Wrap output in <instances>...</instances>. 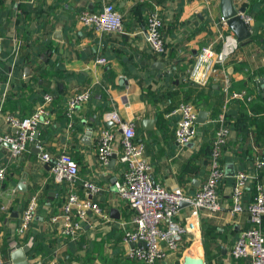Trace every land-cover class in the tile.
<instances>
[{"label": "crops", "instance_id": "obj_1", "mask_svg": "<svg viewBox=\"0 0 264 264\" xmlns=\"http://www.w3.org/2000/svg\"><path fill=\"white\" fill-rule=\"evenodd\" d=\"M260 1L234 0V3L237 9L245 8L249 14ZM146 2L152 3L161 14L167 49L165 56L157 54L147 41L149 12ZM107 3L114 4L122 14L123 33H102L78 21L84 10L99 13ZM221 17L220 0H0V75L7 77L5 89L13 101L19 95L29 97V94H21L19 89H29L34 76L39 73L51 80L52 89L65 98L85 91L91 93V98L78 107L74 116L80 128L75 127L72 119L64 129L60 114L48 111L45 119L53 122L56 132L48 139L41 138L45 145H40V153H34L31 144L12 161L8 144L2 146L0 167L7 170L13 164V171H7L3 186L0 184V259L12 261L15 245L23 247L32 242L31 250L33 237L25 244L23 240L32 232L39 235L49 252L33 257L28 254L30 263L57 260L60 264H144L129 257L130 247L122 241L124 228L132 227V212L127 217L131 210L114 188V181L122 176L124 165L119 162L116 152L113 165L112 158L107 166L97 160V139L101 129L110 128L106 119L109 112L118 113L126 122H135V139L145 145L153 181L167 189L179 187L186 195L193 196L209 174L207 143L217 128L202 129L209 124L211 112L201 109L208 112L207 123L199 124L196 137L180 148L175 141L180 115L174 113V108L185 101L194 104L202 97L206 99L214 93H225L226 75L231 83L244 82L250 90L241 91L246 94L245 99H231L226 95L220 113L231 123L239 121L240 130L231 129L222 165L225 170L228 164H233L236 174L252 172V163L264 155L262 22L254 19L250 42L240 44L217 77H211L206 85L188 78L202 47L213 44L219 48ZM205 20H209L207 29L202 28ZM254 28H258L257 34ZM99 57L106 58L107 63H96ZM168 64L173 67L172 75H169ZM38 79L37 83L43 84V76ZM257 91L263 99L250 105ZM5 95L0 97V135L14 133L8 118L17 117L1 111ZM247 97L252 100H246ZM44 103L48 106L50 102ZM33 106L36 108L37 105L32 103ZM17 112L22 113L20 109ZM89 129H92V135L87 136ZM111 129L116 135L115 149L118 151L122 131L115 126ZM46 146L53 157L61 153L73 157L79 165L80 185L90 181L100 187V191L90 198L102 208V213L89 211L82 232L75 240L63 234L62 209L69 196L68 190L70 194L72 188L66 182L54 180L51 165L41 159L42 153H48ZM251 155H255L254 161ZM232 179L235 183L236 176ZM234 183H222L219 189L222 209L216 213L202 211L199 233L184 236L179 249L169 254L167 264H185L187 253L203 256L206 264H250L248 259L236 260L231 255L239 233L251 225L247 212H231ZM34 196L38 197L39 208L29 231L20 232L22 213ZM113 211H118L119 218ZM189 211L190 207L183 205L175 220L184 223ZM54 212L56 215L52 216Z\"/></svg>", "mask_w": 264, "mask_h": 264}, {"label": "built area", "instance_id": "obj_2", "mask_svg": "<svg viewBox=\"0 0 264 264\" xmlns=\"http://www.w3.org/2000/svg\"><path fill=\"white\" fill-rule=\"evenodd\" d=\"M244 23L252 29L253 18L246 11L240 13ZM78 21L87 27L102 33H123V16L112 3L103 6L99 13L84 10L78 16ZM219 48L213 44L202 47L196 56L193 67L189 72V80L206 85L211 77H217L219 71L227 61L237 52L240 41L229 29L227 19L220 18ZM163 21L159 9L154 8L147 19V41L153 50L166 55V43L162 34ZM2 52V38L0 37V59ZM96 63L104 65L107 59L99 57ZM225 93L231 99H245L244 92L229 93L230 78L225 76ZM90 91L73 95L68 101V114L71 116L75 108L90 99ZM45 102L52 100L51 95H45ZM251 101V97H247ZM180 115L175 128V141L180 148H184L197 135L198 109L193 103L183 102L174 111ZM48 112L41 106L30 117L19 119L9 117L8 121L14 129L13 134L0 135V151L4 144H9L11 160L15 161L28 150L34 142L33 134L40 122L49 123ZM43 118V121H41ZM106 119L112 121L117 129H121L120 149H115V132L111 128L101 129L97 139V160L102 166H107L116 152L119 162L124 165L122 176L114 182V188L120 198L124 200L131 212L130 228H124L122 241L128 245V255L131 259L144 264H167L170 253L176 252L184 236L199 233L201 229L202 211L216 213L222 209L219 185L225 178V170L221 164V148L226 143L229 130L224 126V115L220 114V123L210 147V170L202 187L193 196L186 195L177 187L167 189L157 184L151 177V165L145 157V145L135 139V122L122 120L116 112L106 114ZM41 150V146H39ZM41 159L51 165V173L56 182H66L71 186V192L63 205L64 217L63 234L73 240L77 239L83 229V221L89 211L102 213V208L92 201L91 196L100 191V187L90 181L79 184V165L67 153L56 157L49 153H42ZM258 161V167L263 166ZM7 170L0 167V183L6 179ZM232 191L233 214L247 212L250 227L242 230L236 238L231 255L236 260L248 259L250 264H264V181L259 180L244 171L238 172ZM257 179V180H256ZM256 180L257 193L254 200L244 207L243 195L248 183ZM182 203L190 207L184 223L175 220L182 208ZM38 206V197H32L22 213L20 232L28 229L32 223ZM56 220V219H55ZM32 246V242L28 244ZM17 247L16 245L14 246ZM0 264H13L12 261ZM31 264H60L57 260H34Z\"/></svg>", "mask_w": 264, "mask_h": 264}, {"label": "trees", "instance_id": "obj_3", "mask_svg": "<svg viewBox=\"0 0 264 264\" xmlns=\"http://www.w3.org/2000/svg\"><path fill=\"white\" fill-rule=\"evenodd\" d=\"M146 5H147L148 12L150 13L154 9L153 8L154 6L152 3H147V2H146ZM256 5H257L256 8H254L253 11H249V14L252 16L253 21L255 19L257 22H260V23L262 22L263 25L261 28H262V30H264V11L262 10L263 0L258 2ZM203 23L204 24H203L202 28L207 29L209 26V20H205ZM162 29H163V26H162ZM257 29L258 28H254V32L256 34H257ZM168 66H169V64H168ZM169 67H170V71H171V73L169 75H172L173 67L171 65ZM41 76H43L44 82H43V84L39 85L37 82L39 81L38 78H40ZM7 83H8L7 77L5 75H3V76L0 75V97L3 94H6L4 96V103H3V106L1 109V111L3 113L9 112V114L11 113V114L17 116L19 119H23V118H26V116H28V117L32 116L34 113H36V111H37L36 108L38 106L42 105V106H44V108L47 112L48 111L50 112L53 110V111L60 114V119H61L60 123L63 124L64 129L68 125L69 121H72V119H74L75 127L80 128V125H78V123H77V118L75 119V117H74L78 111V108H75L74 113L71 116H69V114H68V101H69L70 97L65 98V95H61L58 92H56V90L52 89V81L47 79V77H45L43 74L39 73V74H37V76H34L32 86L29 89H27V90H25L24 88L19 89L21 94H29L28 98H27V95H24V96L19 95L17 97V100L13 101L12 96L11 97L9 96L10 94H9L8 89L7 90L5 89L7 86ZM9 86H11V83H9ZM209 87H210V89H212L211 85H209ZM243 90L250 91L249 88L247 87V84H245L244 82H239V83L232 82L230 85V88H229V93L231 94L233 92H241ZM258 90H260V89H258ZM202 93H203V91H202ZM213 93L214 92H212V94ZM46 94L52 95V100L48 104V106L44 103L45 102L44 96ZM226 95L227 94L223 93V92L222 93H214V96L212 95L211 97H209L211 99H209V98L204 99L202 97V100H198V101L194 102V105L196 106V108L198 110L206 109V110L211 112V120H210L209 124L203 126L202 129L204 128V129L211 130L212 127L213 128L215 127L214 129L218 128L219 123L216 120L218 119L219 114L223 110V107L225 105ZM53 96H55V98H53ZM90 98H91V96H90ZM199 98L201 99V95ZM257 99L258 100L263 99L262 96L260 95V91L255 92L254 100L250 103V105H252L253 102L255 103V100H257ZM185 102H187V101H185ZM32 103L37 105L36 108H34V106L32 107ZM43 104H45V105H43ZM177 107H175L174 110ZM18 109H20V112H22V113H18L17 112ZM26 110L28 111L27 114H25ZM228 117H229V115H228ZM224 126L228 128L229 133H230L232 128H236V130L240 131L238 129L239 128V121H237L235 123H231L229 121V119L226 120V118H225ZM37 131L39 132V140L40 141L38 140V142L40 143V145H42V144L45 145L43 139H41V138H43V136H45V138L48 139L49 137H52L54 135V133L56 132V130L54 129L53 122L45 123L44 121L40 122L38 124ZM214 132L215 131H213L212 139L209 141V143H207L209 146V151L206 153V155H207V159H209V161L211 158L210 157V147H211L212 140L214 139V136H215ZM229 133H228V137H229ZM228 137H227L226 143L221 148V156H220L221 164L223 162L222 157H223L224 148H226V146H228ZM31 144H33V143H31ZM207 144H206V146H207ZM46 151H48V153L50 151L49 147H47V146H46ZM251 158L253 159V161L256 159L255 155H251ZM258 161H261L264 164V155L263 154H261V156L255 160V164H254V162L252 163V172H249V171L248 172L255 177H259V180L264 181V165L261 168H259L258 167ZM7 171L8 172L13 171V164L9 165ZM244 172H246V171H244ZM248 172H246V173H248ZM6 177H7V173H6ZM5 180L2 183H0V184H2V186L5 182ZM256 180L248 183L249 189H246L244 191L243 203H244V207L246 209H247V206L254 200V198L256 196V193H257ZM222 183L232 185L234 183V180L232 179V177L225 176V178L221 181V183L219 185L218 191H219ZM67 195H69V190H68ZM38 206H39V202H38ZM38 206H37V208H39ZM54 215H56L55 212L52 213V216H54ZM126 215H127V217L131 216V211H130V214L127 213ZM263 223H264V219H263ZM30 225H29L28 229H26V230L29 231ZM263 226L264 225L262 224V228H263ZM263 232H264V228H263ZM31 237H33L34 243H33V247L31 248V250L28 253L30 257L38 256V255H45L49 252V251H47L46 247L41 243L42 242L41 238H39V235L37 233H32V232L28 233L26 235L25 239L23 240V243L24 244L27 243Z\"/></svg>", "mask_w": 264, "mask_h": 264}, {"label": "water", "instance_id": "obj_4", "mask_svg": "<svg viewBox=\"0 0 264 264\" xmlns=\"http://www.w3.org/2000/svg\"><path fill=\"white\" fill-rule=\"evenodd\" d=\"M220 7L221 12L224 18L227 19L229 27L234 31L236 37L242 43V45H246L250 42L252 37V32L249 29V27L244 23L240 13L245 12V8L237 9L234 0H220ZM27 76V73H26ZM262 87H263V97H264V81L261 80ZM208 120V112L205 110L199 111L197 122L198 124H206ZM41 121H43V118H41ZM108 127L114 126V123L112 121H109L107 123ZM92 129H89L87 132V136H90ZM92 135V133H91ZM34 142H33V148L32 151L34 153H40L41 150L39 148L40 143L39 140V132L36 130L33 134ZM10 147V145L8 144ZM116 161V155H112L111 165L115 164ZM225 174L227 177H235L236 170L233 164H228L225 169ZM115 182V181H114ZM22 188V185L21 187ZM186 203H182V206ZM114 215L118 217V211H113ZM30 251V246L26 245L23 247L17 246L11 253V260L13 264H31L30 260L28 259V253ZM185 264H206V260L203 256H197L193 254L187 253L184 258Z\"/></svg>", "mask_w": 264, "mask_h": 264}]
</instances>
